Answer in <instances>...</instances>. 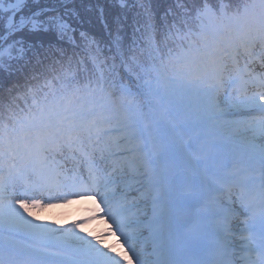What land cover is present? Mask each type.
I'll use <instances>...</instances> for the list:
<instances>
[{
	"label": "snow or ice",
	"instance_id": "obj_1",
	"mask_svg": "<svg viewBox=\"0 0 264 264\" xmlns=\"http://www.w3.org/2000/svg\"><path fill=\"white\" fill-rule=\"evenodd\" d=\"M114 9L0 0V264H264V0Z\"/></svg>",
	"mask_w": 264,
	"mask_h": 264
},
{
	"label": "bare ground",
	"instance_id": "obj_2",
	"mask_svg": "<svg viewBox=\"0 0 264 264\" xmlns=\"http://www.w3.org/2000/svg\"><path fill=\"white\" fill-rule=\"evenodd\" d=\"M71 202L70 203H63L62 201H52L51 202V207L55 211V213L61 217H63L66 220H69V218L74 216L73 219V224L74 223H79L80 220H83L82 217L79 218L78 214L80 213V206L81 205H86L87 207L92 206L90 201H81L77 200L75 198L69 197L68 198ZM87 215H90L91 213H86ZM96 222L99 224L102 228V233L106 229L105 224L100 221H93V223ZM104 226V227H103ZM104 228V229H103ZM93 235H99L101 234L99 229H91L90 231ZM106 243L112 244L108 239H106ZM131 255V253H129ZM135 264V262H133Z\"/></svg>",
	"mask_w": 264,
	"mask_h": 264
},
{
	"label": "rangeland",
	"instance_id": "obj_3",
	"mask_svg": "<svg viewBox=\"0 0 264 264\" xmlns=\"http://www.w3.org/2000/svg\"><path fill=\"white\" fill-rule=\"evenodd\" d=\"M33 212L35 213L34 217L43 218L42 222H44L45 225L51 228L58 229L60 232H62L65 229H70L73 224V220H72L73 217L69 218V220H66L63 217L57 215L51 206H45L40 209H33ZM83 227L85 231L83 233H80L81 235H87V233H89L92 228H95L94 226H84V225ZM108 241H111L112 244L115 243V241L112 240L111 238H108ZM24 244H26V246H30L32 243L24 242ZM45 264H48V262H45Z\"/></svg>",
	"mask_w": 264,
	"mask_h": 264
},
{
	"label": "trees",
	"instance_id": "obj_4",
	"mask_svg": "<svg viewBox=\"0 0 264 264\" xmlns=\"http://www.w3.org/2000/svg\"><path fill=\"white\" fill-rule=\"evenodd\" d=\"M166 6H167L166 4H162V5H161V9H163V8L166 7ZM109 7H111V0H109ZM119 7H120V0H116V9H114V11H115V10H118ZM102 27H103V26H102L101 23H97V24L94 26V29H93V30H94L95 32L99 33V32L102 31ZM28 219H31V218H28ZM31 220L33 221V223H38V224L45 225V223L42 222L41 219H31ZM0 239H1L2 241H9V240H11L9 235H4V236L0 237Z\"/></svg>",
	"mask_w": 264,
	"mask_h": 264
}]
</instances>
